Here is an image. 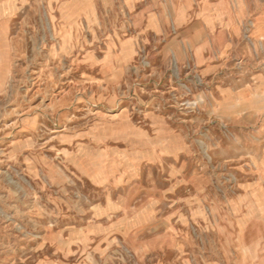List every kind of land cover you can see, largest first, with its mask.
Listing matches in <instances>:
<instances>
[{"label": "rangeland", "instance_id": "rangeland-1", "mask_svg": "<svg viewBox=\"0 0 264 264\" xmlns=\"http://www.w3.org/2000/svg\"><path fill=\"white\" fill-rule=\"evenodd\" d=\"M264 0H0V264H264Z\"/></svg>", "mask_w": 264, "mask_h": 264}, {"label": "crops", "instance_id": "crops-1", "mask_svg": "<svg viewBox=\"0 0 264 264\" xmlns=\"http://www.w3.org/2000/svg\"><path fill=\"white\" fill-rule=\"evenodd\" d=\"M244 105H264V86L256 89L253 97Z\"/></svg>", "mask_w": 264, "mask_h": 264}]
</instances>
